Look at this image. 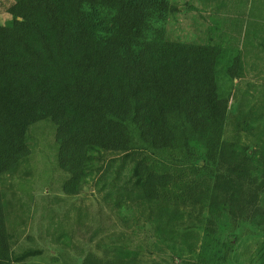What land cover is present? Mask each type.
<instances>
[{
  "label": "trees",
  "instance_id": "obj_1",
  "mask_svg": "<svg viewBox=\"0 0 264 264\" xmlns=\"http://www.w3.org/2000/svg\"><path fill=\"white\" fill-rule=\"evenodd\" d=\"M181 11L169 0H0L11 17L0 25V264L17 261L1 178L31 155L27 131L46 119L57 126L67 195L107 168L105 152L123 153L111 157L128 160L125 171L113 169L112 187L127 174L125 186L170 216L205 211L209 234L224 216L234 226L264 219V111L240 104L228 121L234 94L219 82V67L228 81L244 77V55L172 40L165 24ZM248 17L249 30H264V4L257 12L251 4ZM97 251L84 264H144L123 246Z\"/></svg>",
  "mask_w": 264,
  "mask_h": 264
},
{
  "label": "rangeland",
  "instance_id": "obj_2",
  "mask_svg": "<svg viewBox=\"0 0 264 264\" xmlns=\"http://www.w3.org/2000/svg\"><path fill=\"white\" fill-rule=\"evenodd\" d=\"M169 1L182 10L165 24L172 40L221 45L224 51L234 48L244 55L241 80L228 81L220 74L222 67L218 68L221 87L234 94L228 121L240 104L264 111V44L260 41L264 30H249L246 24L251 21V4L257 12L264 0ZM10 20L9 15L0 14V25ZM237 22L244 23L241 30ZM260 118L264 125V115ZM56 136L57 126L51 119L33 124L26 138L31 155L1 178L16 264H84L91 251L98 253V245L123 246L138 253L144 264H199L200 255L205 264H264V219L234 226L224 216L217 219L215 233L209 234L205 211L201 216L197 209L184 207L182 214L170 216L165 204L149 206L140 187L125 186L127 174L118 187H112L113 169L125 171L128 165L125 157L114 160L123 153L105 152L107 168L101 166L96 179L78 194H65L63 188L70 175L59 167ZM241 139L248 144L254 141L244 134ZM203 159L199 150L197 165ZM171 207L172 212L176 210V206ZM169 220L186 223L172 229Z\"/></svg>",
  "mask_w": 264,
  "mask_h": 264
}]
</instances>
